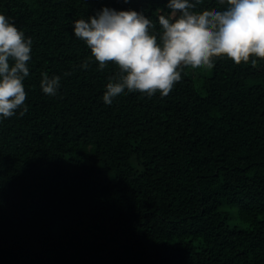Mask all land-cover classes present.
<instances>
[{
	"label": "trees",
	"instance_id": "trees-1",
	"mask_svg": "<svg viewBox=\"0 0 264 264\" xmlns=\"http://www.w3.org/2000/svg\"><path fill=\"white\" fill-rule=\"evenodd\" d=\"M0 264H264V0H0Z\"/></svg>",
	"mask_w": 264,
	"mask_h": 264
},
{
	"label": "rangeland",
	"instance_id": "rangeland-1",
	"mask_svg": "<svg viewBox=\"0 0 264 264\" xmlns=\"http://www.w3.org/2000/svg\"><path fill=\"white\" fill-rule=\"evenodd\" d=\"M195 69V68H193ZM196 69H198L200 72V74H208L210 71V68L206 65H198L196 66ZM195 75H197V73H195Z\"/></svg>",
	"mask_w": 264,
	"mask_h": 264
}]
</instances>
